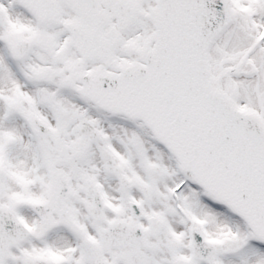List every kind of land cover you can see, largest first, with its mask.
Masks as SVG:
<instances>
[{
	"label": "snow or ice",
	"instance_id": "obj_1",
	"mask_svg": "<svg viewBox=\"0 0 264 264\" xmlns=\"http://www.w3.org/2000/svg\"><path fill=\"white\" fill-rule=\"evenodd\" d=\"M0 264H264V0H0Z\"/></svg>",
	"mask_w": 264,
	"mask_h": 264
}]
</instances>
